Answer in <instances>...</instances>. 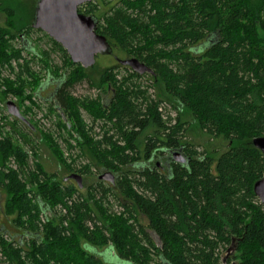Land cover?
Here are the masks:
<instances>
[{"label": "trees", "instance_id": "1", "mask_svg": "<svg viewBox=\"0 0 264 264\" xmlns=\"http://www.w3.org/2000/svg\"><path fill=\"white\" fill-rule=\"evenodd\" d=\"M36 3L28 14L0 0L8 16L7 25L0 26V99H22L25 90L39 98L44 82L30 67L38 59L56 81L48 100L65 120L59 118L57 125L65 130L60 137L72 162L63 158L54 133L39 130L40 136L65 160L70 174L89 176L99 165L116 181L109 186L99 182L88 196L77 195L81 190L75 182L46 172L39 160L31 162L0 124L4 212L32 242L31 250L24 249L25 243L0 227V264H110L97 254L96 248L103 247L130 264H264V203L254 190L264 176V154L253 143L264 136V0H120L101 16L93 0L79 7L97 17V33L113 48L151 68L155 83L192 113L203 132L229 141L218 157L190 143L188 123L180 115L165 118L163 99L151 98V84L132 70L121 75L128 67L119 61L100 73L104 93L74 97V85L88 80L96 86L88 71L96 63H75L60 43L34 28ZM34 31L43 32L51 48L37 50L29 38ZM207 38L212 42L204 47ZM53 51L61 54L62 67L51 66ZM22 57L20 69L9 72L14 78L6 76L3 66ZM81 109L92 125L85 124ZM30 122L13 116V124L38 131ZM71 139L79 149L76 156ZM26 143L35 152L36 144ZM180 149L186 162L171 156ZM157 152L168 162L165 169L156 161L146 163ZM81 156L91 160L75 165ZM109 196L127 214L107 215L102 204ZM58 204L59 211L54 209ZM46 209L55 212L53 218L42 214ZM223 250L232 252L222 258Z\"/></svg>", "mask_w": 264, "mask_h": 264}, {"label": "rangeland", "instance_id": "2", "mask_svg": "<svg viewBox=\"0 0 264 264\" xmlns=\"http://www.w3.org/2000/svg\"><path fill=\"white\" fill-rule=\"evenodd\" d=\"M4 5L6 6H12L15 9H20V8H25L27 13L29 14L31 12L32 7L35 5L37 0H1ZM93 4L98 6V9L96 12L97 15L101 16L102 12L109 10L110 8L116 6L120 0H93ZM8 21V16L5 11L0 9V26H6ZM44 32V31H43ZM40 32V31H34L30 35V41L33 42V45L37 48V50L40 51V49H48L51 48V44L48 41V39L45 37L44 33L46 32ZM20 38L16 40V47L20 48L21 45L19 43ZM23 57L27 58V60H31V56L27 54L26 52H23ZM20 58L18 60V63H23L24 58ZM53 60V64L51 63V66L54 64L63 66L62 62V57L59 52H52L51 56ZM129 57L121 51L118 48H113L112 53H99L96 56V64L94 67L89 68V74L91 78L95 81V83H99V76L100 73L106 68L107 66L115 65L118 63V59H128ZM36 62L30 63V67L35 70V72L39 73L42 81L44 82V85L46 86L42 92L40 93L41 95L39 98H36L33 96L31 93V90H25L23 98L20 99L19 96L17 95H12L8 99H0V124H5V128L3 130L10 132L14 138L17 140V144L23 147L27 152H29V159L31 162H35L39 160L43 168L45 169L46 172L48 173H56L58 177L61 180H65L67 176L70 175V172L66 170L65 168V160L62 162L52 151V147L50 146V143H48L47 138L44 139V136L39 133V130L45 133L51 132L52 134L54 133V141L60 145L61 150H63L66 154L65 156L63 155V158H67L68 162H72L71 157L68 156L67 152L68 150L66 149L67 147V142H65L61 137L60 133L64 134L65 130L59 128L57 125V122H59V111L55 110V104L54 102H51L48 100V98L52 95V92L56 86V81H54L50 76L48 75L47 70L43 68V65L40 63V61L37 59L35 60ZM130 69V70H127ZM122 68L121 69V75L127 74L129 71L132 70V68ZM65 70V67H63L60 72L62 73ZM6 75V74H5ZM7 76V75H6ZM10 77V76H8ZM12 78V77H11ZM31 79V78H29ZM142 80L148 82L151 84V87L149 89V93L151 94V98H154L156 100L162 98V103L160 104V107L167 108L170 112L173 113V117L177 118V116L180 115V118L182 121L187 122V133H186V139L197 146V148L200 151H207L209 154H212L214 157H218L223 151H225L228 148L229 141L225 139L224 137H214L212 135H209L201 130L199 127L198 123L195 121L192 113L185 108L182 104H180L176 99L169 97L167 94H164L162 85L159 83H155V78L151 73H145L142 75ZM51 83V84H50ZM96 86H93L90 84L88 80H84L76 85H74L71 88V93L73 94L74 97L82 99L83 97H90V98H96L98 93H104L105 86H99V84ZM3 89L4 86H3ZM108 92L105 93V98H110L111 93L110 90H107ZM105 98L103 101H105ZM6 100V101H4ZM8 100H13L16 102V104L21 107V111L25 112L27 110L28 112L25 113L24 115L29 121L31 120L36 126L38 127V131L36 130L33 131V133L29 132V129L24 127L22 124L15 125L13 124V117L10 116V114L7 111V101ZM49 101V102H48ZM6 102V103H5ZM53 110H52V109ZM52 111V112H51ZM44 115H47V117H44ZM42 116L47 119V124H42L40 123ZM81 116L82 119L84 120L85 124L87 125H92V119L85 111L84 109H81ZM62 122H65L61 118ZM101 128L100 122L96 123L95 125V131H98V129ZM148 132H151L152 129H148ZM29 133V134H28ZM27 134V135H26ZM32 140V143L36 144V150L34 152V149L31 147L32 145L29 143V140ZM58 140V142L56 141ZM53 141V142H54ZM71 142L76 145V142L71 139ZM76 149L73 150V155L76 156L79 153L78 146L76 145ZM32 150V151H31ZM37 157V158H36ZM91 158V157H90ZM89 157L81 156L79 157L75 165L78 164L81 166V164H86L88 163L91 159ZM13 160H15L13 158ZM162 164L165 163V160L162 159L161 161ZM14 167V165H11ZM94 174L85 176L83 177V183L84 187L80 188L81 191H77V195L83 194L84 196L89 195V189L90 187H96V184L99 182L105 183L107 186L111 185V182H108L106 180H99V176L107 170L102 168L99 165H93L92 168ZM71 180H67V182H70ZM72 182H77L73 180ZM104 184V185H105ZM6 191L3 189H0V227L3 228V226L6 228L8 234H11L14 236V238L17 241H21L25 243L23 246L24 249L31 250V244L32 242L29 240V237L27 234L19 230L15 227V225L12 223V219L7 217L5 212H4V205L6 201ZM102 204V203H101ZM92 206H94V211L97 214H100V211L98 210L97 205H94L92 203ZM105 213L107 215H112V216H122L123 214L126 213V209L123 206H120L117 201H115V198L113 196H109L105 199L104 203L102 204ZM61 206L58 204L56 207H54L55 210H60ZM45 211V210H44ZM44 216L53 218L55 212L49 211V209H46L44 213H42ZM124 216V215H123ZM140 220L143 224H147V219L144 216H140ZM103 222V220H102ZM25 233V234H24ZM158 243V242H157ZM158 245H160L158 243ZM98 251L97 254L100 255L103 259H105L108 262H111L110 264H130L123 262L117 255H114L115 253L111 251L108 247H103V248H96ZM232 251L229 250L226 252V250H223L222 252V258L226 256V254H230Z\"/></svg>", "mask_w": 264, "mask_h": 264}, {"label": "water", "instance_id": "3", "mask_svg": "<svg viewBox=\"0 0 264 264\" xmlns=\"http://www.w3.org/2000/svg\"><path fill=\"white\" fill-rule=\"evenodd\" d=\"M91 1L37 0L33 21L34 28L46 32L67 50L75 63H80L85 67L94 65L99 53L113 52V47L107 37L96 31L97 17L79 11L80 6ZM118 61L121 65L129 66L139 74L151 72V68L137 58L118 59ZM7 110L12 116L31 125L15 101H7ZM253 143L264 154V136L255 137ZM171 156L177 162H186L187 160L181 149L172 151ZM72 179L77 182L80 188H83L81 174L72 173L65 178V181ZM99 179L115 183L116 175L107 171L101 174ZM254 190L261 202L264 203V176L255 183Z\"/></svg>", "mask_w": 264, "mask_h": 264}, {"label": "built area", "instance_id": "4", "mask_svg": "<svg viewBox=\"0 0 264 264\" xmlns=\"http://www.w3.org/2000/svg\"><path fill=\"white\" fill-rule=\"evenodd\" d=\"M20 60V59H19ZM18 60H16V59H14V60H12L11 61V63L10 64H5V66H3L4 67V69L6 70L7 69V73H5L7 76H10V77H12V78H14V76H13V74L11 75V74H9V72H10V70H11V68H13L16 72L20 69V66H19V64L21 63H18L17 62ZM37 98V97H36ZM8 111V110H7ZM160 111H162V113H163V116L165 117V118H168L169 116L171 117V118H173V119H175L174 117H173V113L172 112H170L169 110H167V108H165L164 109V107H160ZM9 113V112H8ZM10 116H12L11 114H10ZM13 117V116H12ZM44 117H45V115H44ZM43 116H42V119H41V121H40V123H42V124H47V119L46 118H44ZM28 118V117H27ZM29 119V118H28ZM32 151V150H31ZM29 153V152H28ZM30 156V155H29ZM31 157V156H30Z\"/></svg>", "mask_w": 264, "mask_h": 264}, {"label": "flooded vegetation", "instance_id": "5", "mask_svg": "<svg viewBox=\"0 0 264 264\" xmlns=\"http://www.w3.org/2000/svg\"><path fill=\"white\" fill-rule=\"evenodd\" d=\"M207 39H209V40H208L207 42L205 41V42L203 43V46H204V47H206L207 43L210 45L211 42H212V39H211V38H207ZM127 67H128V68H131V67H129V66H127ZM132 71L136 72V71L133 70V69H132ZM146 73H151V72H146ZM140 75H144V74H140ZM50 84H51V83H50ZM45 87H46V86L44 85L43 89H44ZM55 87H56V86H55ZM43 89H42V90H43ZM54 90H55V88H54ZM54 90H53V92H54ZM41 92H42V91H41ZM53 92H52V93H53ZM163 157H164V156H163L162 154H159V153L157 152V153L154 154L153 158H152L150 161L146 162V163L149 164V163L152 162V161H156V163H157V165H158L159 167H161L162 169H165V168L168 167L169 165H168V162H167ZM162 159L165 160V163H164V164L161 163ZM71 181H73V179H72Z\"/></svg>", "mask_w": 264, "mask_h": 264}, {"label": "bare ground", "instance_id": "6", "mask_svg": "<svg viewBox=\"0 0 264 264\" xmlns=\"http://www.w3.org/2000/svg\"><path fill=\"white\" fill-rule=\"evenodd\" d=\"M22 112V111H21Z\"/></svg>", "mask_w": 264, "mask_h": 264}]
</instances>
